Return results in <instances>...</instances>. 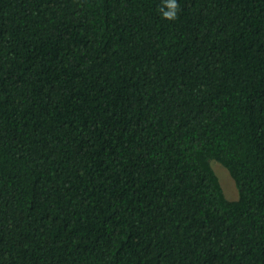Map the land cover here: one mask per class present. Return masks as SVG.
Returning a JSON list of instances; mask_svg holds the SVG:
<instances>
[{
	"label": "trees",
	"instance_id": "obj_1",
	"mask_svg": "<svg viewBox=\"0 0 264 264\" xmlns=\"http://www.w3.org/2000/svg\"><path fill=\"white\" fill-rule=\"evenodd\" d=\"M177 5L0 0V264H264V0Z\"/></svg>",
	"mask_w": 264,
	"mask_h": 264
},
{
	"label": "rangeland",
	"instance_id": "obj_2",
	"mask_svg": "<svg viewBox=\"0 0 264 264\" xmlns=\"http://www.w3.org/2000/svg\"><path fill=\"white\" fill-rule=\"evenodd\" d=\"M212 165L220 178L221 184L223 186L227 198L230 200L237 199L238 198L237 187L228 169L223 164H221L216 160L212 162Z\"/></svg>",
	"mask_w": 264,
	"mask_h": 264
},
{
	"label": "clouds",
	"instance_id": "obj_3",
	"mask_svg": "<svg viewBox=\"0 0 264 264\" xmlns=\"http://www.w3.org/2000/svg\"><path fill=\"white\" fill-rule=\"evenodd\" d=\"M168 5L170 8V11L166 12L164 15L169 19H175L176 12L178 10L177 0H168Z\"/></svg>",
	"mask_w": 264,
	"mask_h": 264
}]
</instances>
